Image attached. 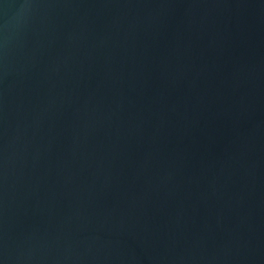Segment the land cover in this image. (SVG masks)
Here are the masks:
<instances>
[{
  "label": "water",
  "instance_id": "obj_1",
  "mask_svg": "<svg viewBox=\"0 0 264 264\" xmlns=\"http://www.w3.org/2000/svg\"><path fill=\"white\" fill-rule=\"evenodd\" d=\"M0 264H264V0H0Z\"/></svg>",
  "mask_w": 264,
  "mask_h": 264
}]
</instances>
